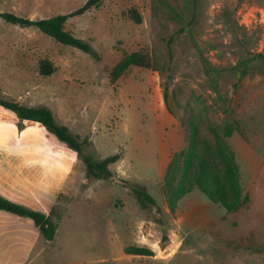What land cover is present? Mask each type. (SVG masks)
<instances>
[{
  "label": "rangeland",
  "instance_id": "obj_1",
  "mask_svg": "<svg viewBox=\"0 0 264 264\" xmlns=\"http://www.w3.org/2000/svg\"><path fill=\"white\" fill-rule=\"evenodd\" d=\"M86 1L0 0V11L40 19L70 13ZM133 9L140 22L132 18ZM66 29L88 41L97 56L0 17V97L49 107L59 123L90 140L88 150L98 158L127 154L123 164L129 176L154 197H159L161 130L176 129L183 139L170 162L176 168L184 158L178 153L188 149L192 124L212 150L229 140L226 125L231 124L260 160L245 183L251 211L237 212L229 227L215 223L191 234L177 251L132 263L264 264V0H104L69 17ZM135 50L149 53L157 69L131 66L113 82L112 67ZM43 58L55 66L51 75L40 71ZM214 155L218 161L220 154ZM238 160L243 165V158ZM114 163L110 168L120 170L121 163ZM181 173L177 169L174 184ZM113 180L87 177L76 151L42 124L21 123L0 106V191L30 203L39 188H47L51 209L61 217L71 212L54 242L57 258L103 251V245L90 246V218L110 212L109 199L117 194L125 197V212L139 211L134 193L124 195L123 185L112 188ZM251 228L259 246L239 248ZM160 239L165 245L168 235Z\"/></svg>",
  "mask_w": 264,
  "mask_h": 264
},
{
  "label": "crops",
  "instance_id": "obj_2",
  "mask_svg": "<svg viewBox=\"0 0 264 264\" xmlns=\"http://www.w3.org/2000/svg\"><path fill=\"white\" fill-rule=\"evenodd\" d=\"M175 122L177 121L175 120ZM166 132L168 131L161 130L159 134L160 150L157 156L159 174L155 180L159 197L153 196L156 199V205L144 209L139 205L135 196L134 203L137 204L139 211L125 212V197L117 194L114 198L109 199L110 212H96L90 218L89 232L92 233L90 246L94 248L97 245H103V251L93 253L91 257L84 256L69 260L59 259L53 254L56 249L54 242L58 237L61 225L65 219H68L66 216L71 212H64L58 223L54 240L48 241L31 217L0 209V264H133L134 259L141 261L153 259L154 256L128 253L126 248L129 245L146 246L156 254L159 251H177L183 247L191 234L215 223L219 225L225 223V226L229 227V218L236 219L237 212L252 210L245 183L248 182L250 172L260 163V160L254 155L255 150L251 153L248 151L249 147L244 144L245 141L241 139V134L234 132L228 141L236 154L240 167L243 205L236 210L229 211L222 204L213 202L202 190L195 188L183 196L175 211H172L163 179L173 154L183 148V139L177 134L176 129ZM126 155L124 153L121 159L117 160L121 163L120 170H112L114 185L111 186L118 188L119 185H123L124 195L128 191L131 194L133 192L128 185L123 184L122 180L147 188L141 180H132L129 176L123 164L126 162ZM238 156L243 158V165L239 162ZM38 192L35 199L30 198L28 199L30 203H26L0 191L2 195L12 200L49 214L54 201L51 199L50 204L47 202L49 199L47 188H39ZM233 229L236 228L233 227ZM162 233L168 235L165 245L161 244L160 235ZM254 235V228L245 230L244 236L238 241V247L250 249L259 246L252 241Z\"/></svg>",
  "mask_w": 264,
  "mask_h": 264
},
{
  "label": "trees",
  "instance_id": "obj_3",
  "mask_svg": "<svg viewBox=\"0 0 264 264\" xmlns=\"http://www.w3.org/2000/svg\"><path fill=\"white\" fill-rule=\"evenodd\" d=\"M103 1L87 0L81 7L70 13L57 14L47 18L31 19L8 11H0V17L6 22L19 24L23 27H36L57 41L79 47L95 57L97 53L93 46L88 41L75 36L67 30L66 21L69 17L81 15L92 7H100ZM132 18L137 22L142 20L135 9L132 10ZM131 66L157 69L156 61L149 53L135 50L125 53L112 67L110 72L111 80L113 82L117 81ZM54 70L55 66L51 60L48 58L40 60V71L43 75H51ZM165 101H167L166 92ZM0 106L14 112L21 123L28 120L42 124L61 142L75 150L78 157L80 156L85 162L87 177L108 179L114 176L110 164L119 160L122 153L118 152L104 158L96 157L93 152L88 150L91 144L90 140L88 138L81 140L80 134L73 133L69 126L59 123L54 112L49 107L30 106L2 97H0ZM197 133L196 124H192L188 149L186 152H183L185 150L183 149L178 153L179 157L184 156L182 164L176 168L175 162H172L163 179L171 210L175 211L179 200L195 188L202 190L213 202L222 204L227 210H236L244 200L240 167L233 148L227 140V142L219 143L212 150V146L207 141L203 142ZM233 133L234 127L231 124H227V139ZM214 153L220 154L218 161ZM177 169L178 171L181 169L182 173L178 182L174 184ZM126 183L128 184V182ZM129 185L142 208L147 209L156 205V199L144 186L137 183ZM0 209L17 215L31 217L39 227L41 234L48 241L54 240L58 223L62 218L60 213L54 212V208L51 209L49 214H46L14 202L3 195H0ZM126 249L128 253L132 254L154 255V251L146 246L129 245Z\"/></svg>",
  "mask_w": 264,
  "mask_h": 264
}]
</instances>
